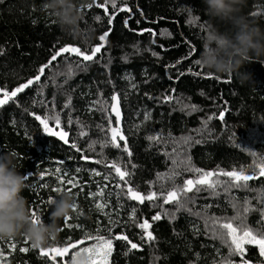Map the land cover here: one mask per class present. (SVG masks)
<instances>
[{
	"label": "trees",
	"instance_id": "trees-1",
	"mask_svg": "<svg viewBox=\"0 0 264 264\" xmlns=\"http://www.w3.org/2000/svg\"><path fill=\"white\" fill-rule=\"evenodd\" d=\"M42 2L0 0V87L9 93L34 78L59 48L71 45L90 49L100 44L101 34L109 28L111 32L106 46L94 61L86 62V67L72 63L73 71L69 74V64L63 57L58 58L51 68L45 69L38 84L25 89L0 109V153L14 152L18 170L28 175L23 195L32 212L36 211L45 223L50 222L48 200L58 198V193L63 192L57 189L67 191L70 187L59 183L55 169L78 177L83 184L82 191L76 188L71 192L77 211L69 216L70 222L65 219L59 222L58 239L44 249L69 247L70 243H75L77 248L69 247L66 256H57L52 262L21 236L14 240L16 249L10 254L7 243L0 241L7 264H70L73 252L95 243L86 237L97 235V229L106 238L125 234L142 248L129 251L127 241L113 239L109 264H214L228 255V247L210 238L204 227L208 216L229 218L248 200L257 210L247 214L245 223L257 230L264 227L261 224L264 204L259 203L264 199V177L248 182L251 191L232 188L226 192L221 188L217 190L218 195L207 191L189 193L194 201L186 203V208L192 210L190 213L185 209L177 211L176 205L163 204L162 199L145 200L143 204L123 195L118 199L116 193L120 189L115 185L122 182L105 166L112 161L118 162L123 170L131 173L128 179L132 186L146 195L170 190L173 185L182 187L183 180L195 177V173L183 170L189 163L205 171L240 168L251 171L255 164L264 162V65L246 64L241 71L250 75V81L243 86L234 77L205 78L209 73L195 63L207 22L201 0H126L131 12L115 14L111 25L108 23L114 11L111 6L107 13L102 7L85 8L81 27L87 28L92 35L87 44L61 32L51 15L41 11ZM96 2L103 4L104 0ZM185 5L194 9L195 14L190 19L181 11ZM245 11L259 17L264 24V0H248ZM96 16H100V20H96ZM145 29L156 32L155 43L150 32L137 34ZM76 59L72 57L73 61ZM174 64L176 66L172 67ZM189 68L202 75L189 73ZM116 93L122 107L121 128L127 137L131 157L123 151L124 141H119V149L100 146V142L108 138L106 129L110 113L99 110L100 106L94 102L106 101L105 107H109L113 103L110 98ZM165 96L173 99L165 101ZM69 98L71 106L64 108ZM40 100L48 103L41 106L36 103ZM221 112L223 120L218 118ZM55 113L60 116V128L57 129L53 121H49V126L56 131H67L68 144L45 133L35 119L36 115ZM209 116L214 118L209 120ZM111 118L112 125L116 126L112 113ZM81 132L86 135L81 136ZM148 137H159V140ZM189 137L191 140L185 143ZM73 142L82 152L70 147ZM93 142H96L95 150L90 151L88 146ZM94 159H103L104 163H94ZM173 161L183 163L174 164ZM77 168L80 169L78 173ZM93 169L102 175L92 176ZM174 170L181 174L174 180L169 179ZM41 174H44L47 187L42 185ZM103 174L109 175L108 181H104ZM219 179L227 178L220 176ZM96 182L108 185L105 198L110 203L104 212L111 213V218L119 221L117 225H111L109 217L96 209L94 199L100 198L89 195L97 190ZM108 193L112 195L109 197ZM133 207L135 220L130 218ZM164 210L174 213L175 219L166 216L152 220ZM196 212L202 215L193 214ZM145 219L152 225L150 231L155 241L141 239V229L136 225ZM22 247L29 250L22 252ZM245 247L244 258L249 264L264 262L258 247ZM231 259L234 264H240L239 256Z\"/></svg>",
	"mask_w": 264,
	"mask_h": 264
},
{
	"label": "snow or ice",
	"instance_id": "snow-or-ice-1",
	"mask_svg": "<svg viewBox=\"0 0 264 264\" xmlns=\"http://www.w3.org/2000/svg\"><path fill=\"white\" fill-rule=\"evenodd\" d=\"M118 5H120L118 7ZM111 6V8L114 10L113 15L108 17V23L111 25L112 20L115 18V14H118L122 11L131 12V9L127 6L126 0H104L103 4H99L96 2V0H93V3H89L87 5V9H91L92 7H102L104 8L105 13L108 11V7ZM143 15V13H141ZM96 20H100V16L95 17ZM131 17H129L130 19ZM191 22V21H190ZM125 26H128V19L125 20ZM139 23V22H138ZM145 31H148L151 33L153 37V43H155V36L156 32L151 29H145L140 30L137 34L143 35ZM111 28H109L108 31H105L103 34L99 36L100 44L92 46L90 49L85 48L81 49L79 46H63L59 48V50L55 51L54 54L50 57L48 62L45 65H42L39 70L38 74L34 78H30L27 80L26 83L16 87L13 91L10 93L7 91L6 88L0 87V94H2V98H0V107H3L4 105L8 104L10 101H13L15 98H17L18 94L23 93L25 89L30 88L34 84H38L40 82L41 76L44 74L46 68H51L58 60V58L63 57L64 61L69 64V74H72V67L71 64L75 63L77 67H86V62L94 61L97 54L101 52V49L104 48L108 42V36L110 35ZM163 35V33H161ZM194 50V49H193ZM0 54H2V50H0ZM67 54V55H65ZM155 55V53H154ZM72 57H76L75 61L72 60ZM177 63H180V61H177ZM198 65V62H195ZM176 65H172V67H175ZM188 72L194 75H202V73H193L192 69L189 68ZM184 73H181L183 75ZM205 78L209 79H218L217 77H213L211 74H207ZM135 86V85H133ZM39 91V90H38ZM174 91V90H173ZM111 101L114 103L111 104L109 107H105L107 104L106 101H95L94 103L96 105H99V110L101 111H108L110 114L107 117V123L108 127L106 129V135L107 139L100 142L101 148L104 147H115L119 149L121 147L119 141H124L123 151L127 153L129 157H131L132 153L131 150L128 147L127 144V137L124 135L122 128L120 127V121H121V112L119 109V94H113L111 96ZM165 101H171L173 99L172 96H165ZM36 103L41 104V106H44L47 104V101L40 100L36 101ZM71 106V99L69 98L68 101L63 105L64 108H69ZM93 110V109H90ZM195 110V109H193ZM51 112L52 109H49ZM115 114L116 119V126L112 125V118L111 113ZM148 117L145 116V119ZM214 117L209 116L208 119L211 120ZM220 120L224 119L223 112L220 113L219 117ZM35 119L39 121V124L43 126V131L47 133L49 136H57L61 141H63L65 144L69 143L68 140V132L67 131H56L52 127L49 126V121H53L56 128L59 129L61 125V119L58 113L52 114V115H36ZM68 123L71 124L72 120L69 118ZM101 131H105L104 128H101ZM86 135V133L81 132V136ZM149 140H159V137H148ZM191 140V137L187 138L185 140V143H188ZM95 143L89 144L88 150L94 151L95 150ZM70 147L72 149H75L78 152H82V150L78 147V145L73 142L71 143ZM253 156L256 155L255 152L251 153ZM83 159L88 160L89 157L82 156ZM92 162L100 164L104 163L103 159H94ZM174 164L176 163H183V161L177 162L173 161ZM106 167L111 168L114 172L116 177H118L119 181L122 183H117L115 185L116 188L120 189V192L116 193L117 198L119 199L120 196H126L127 199L137 201L140 204H143L145 200L148 201H155L157 199H162L163 204H174L176 205V210L180 211L181 209H185L192 212L191 209L186 208L187 202H194L193 196L189 195V193L196 194L200 192H209L211 195H218L219 192L218 189H224L226 192H230L232 188H245L251 191V188L249 187V181L259 179L260 177H264V162H260L258 164H255V166L252 168L251 171L240 168L239 170L233 169L231 171H205L200 168H194L189 163L183 170L184 171H190L195 173L194 178H188L183 180L182 187H177L173 185L170 190L167 191H161L159 193L152 191L148 194H143L136 190L130 181L128 177L131 175L130 172L127 170H123L120 166V164L116 161H112L110 163L105 164ZM134 167V166H133ZM258 169V171L256 170ZM55 173H58L57 180L61 185H68L70 187L67 188V191L72 192V189L80 188V190H83V184L79 180L78 177L72 176V175H66L61 169L57 168L54 170ZM76 172H80V169L77 168ZM92 176H101L102 173L100 171H97L93 169L91 171ZM181 173L179 171H173L171 176L168 177L169 179H173L176 176H179ZM220 176L226 177V180L221 181L219 179ZM158 178L159 174H158ZM28 179V175H27ZM104 181L109 180L108 174H103ZM41 181L42 185L44 187H47V184L44 182V174H41ZM97 183V190L95 192L90 193L89 195L93 198H100V200H95V207L98 211L102 212L104 215L109 217V223L111 225H117L119 223L118 220H113L111 218V213L104 212V209L109 207L110 201L105 198L106 193L105 189L108 187L107 184H104L101 186L100 182ZM64 188H59L57 191H64ZM264 191V189H262ZM112 193H108V196L110 197ZM50 203V199L48 200V204ZM259 203L264 204V199H261ZM208 208L211 207V205H207ZM234 208H236V205H233ZM257 209L253 208L251 206V202L248 200L244 201L243 206L240 209H237V212L235 215L222 219L220 217L216 216H208L204 220V227L207 230L209 236L213 240H220L224 245L228 247V255L223 257L222 259L218 261H214V264H234L232 261V257L239 256L240 264H249V261L245 259L246 255V247L245 245H253L258 247L259 254L261 257H264V227L261 229H253L252 227L248 226L245 223V217L247 214L251 211H256ZM77 211V206L75 204L74 206V212ZM79 215V213H77ZM197 216H201L202 214L200 212L193 213ZM34 217H40V215L37 214L36 211H33ZM170 217L171 219H175L174 213H169L167 210H164L162 213L158 212L155 216L152 217L153 221H158L162 219L163 217ZM261 216L264 217V210L261 211ZM131 219L135 220L136 218V209L133 207L131 212ZM71 217L65 218V221L70 222ZM238 222V223H237ZM261 224L264 225V219H262ZM141 229L142 235L141 239L145 240L146 242H152L155 241V236L150 231L152 225L149 223L148 220H143V222L138 223L136 225ZM195 230L197 232L200 231L199 227H195ZM109 232H111V229H109ZM86 238H90L95 241L94 244H92L89 247H82L79 248L77 251L72 253L71 256V262L72 264H76V257L80 254H86L88 256V264H109L111 253L113 251V239L118 240H125L130 245L129 251L133 249L142 250L139 245L136 243H132L131 240H129L128 236L125 234H120L115 237L109 236L105 237L103 235L99 234V229H97V235L95 236H89ZM7 243L9 254L12 251H15L16 249V243L14 240L11 241H3ZM32 248H36L34 245H31ZM69 247L76 249L77 245L75 243H70ZM69 247H52L50 249H44L40 248V252L42 255L49 256L52 262L56 261L57 256H64L68 253ZM29 249L27 247L20 248V251L26 252ZM217 253L219 255V250H217ZM0 264H7V256L5 255V249L3 247H0ZM264 264V262H262Z\"/></svg>",
	"mask_w": 264,
	"mask_h": 264
},
{
	"label": "clouds",
	"instance_id": "clouds-1",
	"mask_svg": "<svg viewBox=\"0 0 264 264\" xmlns=\"http://www.w3.org/2000/svg\"><path fill=\"white\" fill-rule=\"evenodd\" d=\"M88 4L89 0H43L40 9L51 15L65 35L87 44L92 35L81 23ZM201 4L207 22L198 65L216 77H234L243 86L250 81V75L241 69L251 62L264 65V24L259 17L246 13L248 0H201ZM181 11L189 19L195 14L187 5ZM15 160L12 151L0 153V241L22 236L36 249L51 247L59 237V222L74 212V196L63 191L58 198L50 199V222L34 217L23 195L27 175L18 170ZM88 259L86 254H80L76 264H88Z\"/></svg>",
	"mask_w": 264,
	"mask_h": 264
},
{
	"label": "water",
	"instance_id": "water-1",
	"mask_svg": "<svg viewBox=\"0 0 264 264\" xmlns=\"http://www.w3.org/2000/svg\"><path fill=\"white\" fill-rule=\"evenodd\" d=\"M117 94V93H116ZM2 95V94H1ZM2 98V97H1ZM114 103V102H113ZM112 103V104H113ZM2 107H0V109H1ZM119 109H120V112H121V121H120V127H122V122H123V114H122V107H121V101H120V98H119ZM112 116L113 117H115V114H114V112L112 113ZM70 252V249H69V251H68V253ZM67 253V254H68ZM67 254H65L64 256H66Z\"/></svg>",
	"mask_w": 264,
	"mask_h": 264
}]
</instances>
